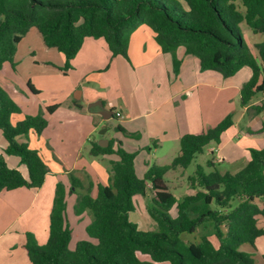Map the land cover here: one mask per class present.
Instances as JSON below:
<instances>
[{
	"label": "trees",
	"instance_id": "obj_1",
	"mask_svg": "<svg viewBox=\"0 0 264 264\" xmlns=\"http://www.w3.org/2000/svg\"><path fill=\"white\" fill-rule=\"evenodd\" d=\"M244 23L253 34L262 36L260 43L251 46L245 41ZM142 25L154 32L162 52L173 56L175 74L182 63L177 50L182 47L200 61L202 71L231 77L249 67L252 76L240 91L242 107L264 92V0H0V75L6 64L14 66L18 45L32 28L48 48L64 55L61 70L67 73L87 38L104 39L113 57L130 61L129 43ZM55 109L47 108L50 113ZM254 110L263 112L264 102ZM20 113V106L0 84L5 154L18 157L28 171L24 176L9 167L0 153V192L39 190L49 174L42 156L28 142L29 134L40 136L48 121L41 112L14 124L12 117ZM233 125L229 114L215 128L183 135L180 154L171 166L147 165L143 178L136 173L137 153L125 149L121 141H110L108 147L91 143L93 156L116 155L118 160L111 162L107 185H97L94 196L91 185L77 199L75 214H92L86 227L89 239L80 240L74 250L70 248L73 232L67 217V192L58 183L47 243L39 244L32 232L25 234L23 249L31 264H255L254 254L241 247L254 246L264 236V228L258 225L259 219H264V148L252 149L249 163L235 174L216 169L206 172L197 165L189 177L191 191L181 201L165 180L170 170H186L209 144H220L223 133ZM116 131L140 138L121 126ZM213 166L211 161L207 163V167ZM71 181V192L83 188L73 175ZM147 192L154 230H141L129 218L136 209L134 197ZM173 208L176 218L170 214ZM209 226L216 244L209 235H202L198 242L182 238Z\"/></svg>",
	"mask_w": 264,
	"mask_h": 264
},
{
	"label": "crops",
	"instance_id": "obj_2",
	"mask_svg": "<svg viewBox=\"0 0 264 264\" xmlns=\"http://www.w3.org/2000/svg\"><path fill=\"white\" fill-rule=\"evenodd\" d=\"M37 32L32 28L23 37L18 45L14 66L6 64L0 75V84L21 108V113L12 117L14 124L22 121L26 115L35 116L41 112L47 119L48 125L43 133L37 136L31 132L28 142L42 156L49 174L39 190L19 188L0 192L1 199L11 197L14 208L23 207L22 215L29 216L22 234L17 237L8 236L7 227L0 232V264H31L23 249L26 232H33L39 244L47 243L58 183H62L67 192V217L73 232L70 248L73 242L76 247L80 240L89 239L86 234V227L91 222L88 211L81 216L76 215L73 222L69 218V206L77 203V198H74L76 192H71V175L82 178L85 175L86 182L79 180L83 185L81 193L92 185L94 196L97 185H107L111 177L108 169L96 158L111 156L113 161L118 160L116 155L93 156L90 153L91 143L108 147L110 141H115V144L121 141L125 149L134 152L147 147V141L151 140L158 150L164 142L180 143L183 135L212 128L232 114L234 125L223 133L220 144L211 143L206 147L213 161H232L240 165L232 172L221 173L239 172L251 160L252 149L264 148V111L258 114L254 110L264 102V92L255 95L248 105H241L240 91L252 76L249 67L231 77L214 71H202L200 61L180 47L177 57L182 63L178 74H175L173 56L163 53L154 32L142 25L131 37L130 61L122 56L113 57L104 39L87 38L68 72L72 74L70 89L46 98L36 81L63 73L61 68L65 65V57L56 49L43 45V38L41 40L42 36L39 37ZM24 42L26 48L20 49ZM57 69L58 72L55 71ZM50 106H56L52 113L47 110ZM103 108L112 111L113 118L104 119L98 113ZM113 120L120 122L115 125ZM118 126L130 134H138L140 138L125 137L116 131ZM110 132H113L111 136ZM96 133L100 136L98 139L94 137ZM6 147L7 142L0 131V153L4 154L9 167L27 176V168L20 159L5 154ZM85 151L92 159L85 158V163H81ZM204 162L208 163L209 159ZM139 196L142 195L134 198ZM141 198L142 201L139 200L144 209L148 196ZM1 209L5 211L0 208V212ZM170 214L176 218V208ZM142 217L147 222L146 228L143 223L140 225L144 230L156 229L152 218L148 219L144 214ZM83 218L86 220L80 223ZM258 225L264 228V219L260 218ZM210 239L216 244L215 237ZM246 245V249H242L243 245L241 250L253 253L255 264H264V236L259 237L254 246ZM143 259L149 260L147 257Z\"/></svg>",
	"mask_w": 264,
	"mask_h": 264
},
{
	"label": "rangeland",
	"instance_id": "obj_3",
	"mask_svg": "<svg viewBox=\"0 0 264 264\" xmlns=\"http://www.w3.org/2000/svg\"><path fill=\"white\" fill-rule=\"evenodd\" d=\"M241 31H242V34H243L245 41L251 46L254 43L257 44L258 41H262V36L253 34V32L250 30V28L245 23L241 25ZM37 34L39 35V37H41L39 32H37ZM41 40H42V37H41ZM42 43L44 45L43 40H42ZM25 44H26V42H24V44L20 46L21 47L20 49H25L26 48ZM255 53L258 54V51L255 50ZM55 71L58 72L59 70L57 69ZM68 72L67 73L58 72V74H55L56 76L49 77V78L44 77L41 79V81H39V82L36 81V83L39 86H41V88L43 89L44 97L51 98L53 95L57 96L56 94H59L60 91L62 93L63 91L66 90V88H67V90L70 89L69 84H70V79H71L70 77L72 76V74H69ZM74 96H75V93H73V97ZM219 106H220V103H219ZM119 122L120 121H118V120L112 121V123L115 125H118ZM217 125H218V123L214 124V126L212 128H215ZM229 131H227V133ZM112 134H113V132H110L109 136H111ZM94 137H95V139H98L100 136L98 135V133H96L94 135ZM159 140H161V139H159ZM147 142H148L147 147H144L140 151H137V150L134 151L137 153L136 160H135V168H136L137 176L139 178L144 177L145 173L148 170L147 165L156 164V165H159L161 167L171 166V164L174 160L173 157L177 156L179 153V150H180V143L179 142L178 143L177 142L174 143L173 141L172 142H164L162 147H160L158 150L155 149L154 144L151 143V140H148ZM145 146H146V143H145ZM84 155H85V157L80 159L81 163H85V158L92 159V158H89L90 156H88V151H85ZM11 157L13 159H18V157H16V156H11ZM207 159H209V161L213 162L214 168L213 167H207V163L204 162V160H207ZM96 160L104 168L108 169L109 173H111V162L114 160L111 156L110 157H98V158H96ZM197 165L203 166L205 168L206 172L213 171L215 169L220 171V172H225V171H231L232 172L240 166V165L238 166L235 162H232V161H226L223 163L213 161V157L208 153L207 148H205L203 153L197 155V157L195 158L193 163L186 170H183L182 168L175 169L176 171L170 170L165 175V180H166L168 186L170 187L171 191L175 194V196L178 198L179 201L183 200V198L190 193L191 187H190L189 177L192 176V174L196 170ZM23 166L26 167L25 165H23ZM73 176L75 178H77L78 180L82 181V183L87 181L86 178H84L85 175L83 176L84 179L82 178L81 175H80L81 177H77V175H73ZM75 192L76 193L74 195V198L78 199L79 194L81 193V190L76 189ZM148 195L149 194L147 192L145 197H147ZM139 197L133 199V203H134V206L136 209H135V211L130 213L129 218H130V221L132 223L136 224L139 227V229L144 230L140 225H141V223H143L145 226L144 228H146L147 222L143 219L142 215L143 214L147 215L148 219L151 218L147 212V208L149 205V199L146 200L147 202H146L144 209H143L141 207L142 203L140 202V200L142 199L141 197H143V195L139 196ZM139 204H140V207H138ZM75 205H70L68 208L69 218L70 219L72 218V220H71L72 222H73V219H76ZM0 208H4V210H5V211H3V209H1V212H0V227H2L0 229V232H2L5 229V227H7V230H9V232H7L6 234L8 236L13 235V236L17 237L18 234H22L25 223H26L27 219H29V216H25L24 214L22 215V213L24 211L23 207H20L17 209L14 208V201H12L11 197H7V198H2V199L0 198ZM14 209H16L17 211H14ZM88 213H89V217L91 218V221H92V214L90 212H88ZM17 216H18V219H17ZM85 220H86V218H83L82 220H80L81 221L80 223H83V221H85ZM10 225H13L14 227L9 228ZM0 234H2V233H0ZM202 235H209L210 237H213V239H214L212 227L211 226H209L207 228L201 227L198 229V231L195 234H193V235L183 234L182 238L188 242H198ZM246 247H247V245H244L242 249L245 250ZM74 249H75V242H73V244H72V250H74Z\"/></svg>",
	"mask_w": 264,
	"mask_h": 264
},
{
	"label": "water",
	"instance_id": "obj_4",
	"mask_svg": "<svg viewBox=\"0 0 264 264\" xmlns=\"http://www.w3.org/2000/svg\"><path fill=\"white\" fill-rule=\"evenodd\" d=\"M99 114H101L104 119L108 120L110 118H113V112L110 110H105L104 108L98 111ZM102 146V144H100Z\"/></svg>",
	"mask_w": 264,
	"mask_h": 264
},
{
	"label": "built area",
	"instance_id": "obj_5",
	"mask_svg": "<svg viewBox=\"0 0 264 264\" xmlns=\"http://www.w3.org/2000/svg\"><path fill=\"white\" fill-rule=\"evenodd\" d=\"M219 161H221V159Z\"/></svg>",
	"mask_w": 264,
	"mask_h": 264
}]
</instances>
